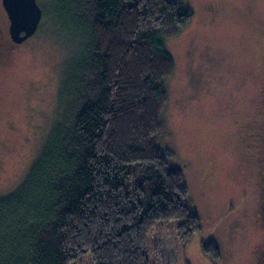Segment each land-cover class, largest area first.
Segmentation results:
<instances>
[{
	"label": "trees",
	"instance_id": "16d2710c",
	"mask_svg": "<svg viewBox=\"0 0 264 264\" xmlns=\"http://www.w3.org/2000/svg\"><path fill=\"white\" fill-rule=\"evenodd\" d=\"M63 1L78 57L39 157L0 198V264H150L160 220H179L184 243L201 228L182 169L155 142L174 70L165 41L193 12L183 0ZM204 250L220 258L214 240Z\"/></svg>",
	"mask_w": 264,
	"mask_h": 264
},
{
	"label": "rangeland",
	"instance_id": "374dc122",
	"mask_svg": "<svg viewBox=\"0 0 264 264\" xmlns=\"http://www.w3.org/2000/svg\"><path fill=\"white\" fill-rule=\"evenodd\" d=\"M183 1L193 19L165 41L174 70L155 142L182 169L201 228L184 243L179 220H160L148 235L149 263L264 264V0ZM37 2L38 29L13 44L0 0V198L39 157L82 37L63 0ZM209 239L217 261L204 250Z\"/></svg>",
	"mask_w": 264,
	"mask_h": 264
},
{
	"label": "water",
	"instance_id": "95a60500",
	"mask_svg": "<svg viewBox=\"0 0 264 264\" xmlns=\"http://www.w3.org/2000/svg\"><path fill=\"white\" fill-rule=\"evenodd\" d=\"M10 20V35L14 42L22 43L39 27L42 8L37 0H2Z\"/></svg>",
	"mask_w": 264,
	"mask_h": 264
},
{
	"label": "flooded vegetation",
	"instance_id": "af4514ba",
	"mask_svg": "<svg viewBox=\"0 0 264 264\" xmlns=\"http://www.w3.org/2000/svg\"><path fill=\"white\" fill-rule=\"evenodd\" d=\"M4 10H5V8H4ZM5 12H6V10H5ZM6 14H7V12H6ZM6 17L8 18V31H9V35H10V20H9L8 15H7ZM10 36H11V35H10ZM11 38H12V37H11ZM11 38H10V40H11ZM11 42H12L13 44H20V43H16V42L14 43L12 40H11ZM263 219H264V217H263ZM261 250H263V248H262ZM261 250L259 251L258 258H263V257H264V252H262L263 255H260ZM255 263H256V264H262V263H259L258 259L255 260Z\"/></svg>",
	"mask_w": 264,
	"mask_h": 264
}]
</instances>
